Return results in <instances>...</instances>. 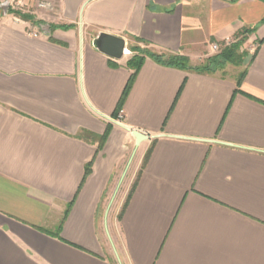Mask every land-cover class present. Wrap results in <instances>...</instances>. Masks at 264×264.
Instances as JSON below:
<instances>
[{"label":"crops","instance_id":"0c3cea01","mask_svg":"<svg viewBox=\"0 0 264 264\" xmlns=\"http://www.w3.org/2000/svg\"><path fill=\"white\" fill-rule=\"evenodd\" d=\"M6 1L41 23L0 16V264H264V3ZM243 29L246 65L145 57L116 112L132 55L99 53V33L196 66ZM135 160L112 259L108 200Z\"/></svg>","mask_w":264,"mask_h":264},{"label":"trees","instance_id":"16d2710c","mask_svg":"<svg viewBox=\"0 0 264 264\" xmlns=\"http://www.w3.org/2000/svg\"><path fill=\"white\" fill-rule=\"evenodd\" d=\"M261 2L264 3V0H259ZM8 14H13L17 17H19L20 19L23 20H29L31 22H36L34 21V17L25 13H22L20 11H13V9H8L7 10ZM36 23H41L39 21H37ZM50 30L53 29V26L49 25ZM60 28H67L66 26H60ZM254 31V29H243L242 31H240L233 42L229 43V44H224L222 43V47L219 50L218 53L211 55L209 57L206 58V60L204 61V63L200 64V65H196V66H192L190 64V61L187 57L180 55V54H158V53H152L148 50L145 49H141L138 47H129L128 49L131 51L132 56L130 57V59L127 61L126 66L128 69L131 70V75L129 77V80L124 88V91L118 101L117 107H116V112L119 113V111L122 109L123 106V102L124 99L130 89L131 83L135 77V75L137 74L143 60L145 57H149L151 59H153L156 63L166 66V67H172V68H176V69H180V70H184V71H193L196 73H201V74H215V73H221L222 75H224V70L225 67L227 65H232V66H241L245 57L249 54V53H245V52H241L239 53V50L241 48V46L243 45V43L246 41L247 36H249L252 32ZM255 52L252 55V58L254 57ZM245 75V69L243 71H241L236 78V86H239L243 77ZM108 131H106V133L100 137V144L104 141V139L107 136ZM147 154H149V151L147 152ZM147 154L145 155L144 159H143V163H145L146 159H147ZM90 167H91V162L88 163L85 166V172H84V177L83 179L89 174L90 172ZM135 186V182L132 184L130 191L128 192V195L126 197V200L123 204L122 209L125 207L126 202L131 194V191L133 190ZM71 204H69L68 209L66 210V212H68L69 208H70ZM121 212L118 214L117 218L119 219L121 216Z\"/></svg>","mask_w":264,"mask_h":264},{"label":"rangeland","instance_id":"374dc122","mask_svg":"<svg viewBox=\"0 0 264 264\" xmlns=\"http://www.w3.org/2000/svg\"><path fill=\"white\" fill-rule=\"evenodd\" d=\"M45 3V0H37V5L39 4H43ZM17 7L15 6V4H13V8H11V6L8 4V2L6 0H0V16H5V15H10L8 14L7 10L8 9H13V11H19L16 9ZM12 15V14H11ZM244 44V43H243ZM218 50L216 51H212L211 50V55H214L216 53L219 52V50L221 49L222 45L217 44ZM251 49H249L248 47L245 48L244 45L241 46L239 53L241 52H245V53H249ZM231 66V67H230ZM228 65L229 68H227V71L225 72V74H230L232 72V65ZM137 158V156H136ZM136 160L134 161V163L131 164V166H128L126 172L124 174V176H122V178L120 179L119 183L115 185V187H113L112 191H111V195H110V200H108V205H109V210H108V215L106 217V231L102 232L103 234V238L106 241L107 245H108V249H109V254L111 256L112 259L117 258L116 257V253L114 250L115 249V245L113 242V236L111 234V229H112V224H115V218L117 217V215L115 216V213L117 211V205H118V201L121 199L126 185H127V181L129 179L130 173L132 171L133 165L135 164ZM130 167V168H129ZM110 223H111V227H110Z\"/></svg>","mask_w":264,"mask_h":264},{"label":"water","instance_id":"95a60500","mask_svg":"<svg viewBox=\"0 0 264 264\" xmlns=\"http://www.w3.org/2000/svg\"><path fill=\"white\" fill-rule=\"evenodd\" d=\"M125 44L126 43L123 38L107 33H99L96 39L93 41V47L99 53L117 61L121 60L123 57L122 53L126 46ZM251 57L252 55L248 54L243 61V65H246L251 59ZM130 133L135 138L136 145H138L141 141L149 139L148 136L138 133L136 131H130Z\"/></svg>","mask_w":264,"mask_h":264},{"label":"built area","instance_id":"2783aa9c","mask_svg":"<svg viewBox=\"0 0 264 264\" xmlns=\"http://www.w3.org/2000/svg\"><path fill=\"white\" fill-rule=\"evenodd\" d=\"M38 7H39V8H44L45 5H44V4H39ZM228 44H229V43H228ZM211 50H212V51H216V50H218L217 44H212V45H211ZM122 55H123V57H125V56H131V55H132L131 51L127 48V46H125Z\"/></svg>","mask_w":264,"mask_h":264}]
</instances>
